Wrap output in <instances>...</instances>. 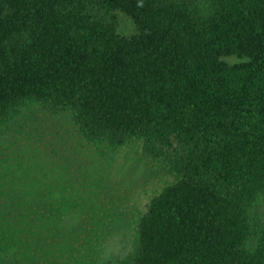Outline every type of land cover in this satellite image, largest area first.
Listing matches in <instances>:
<instances>
[{
  "label": "trees",
  "instance_id": "16d2710c",
  "mask_svg": "<svg viewBox=\"0 0 264 264\" xmlns=\"http://www.w3.org/2000/svg\"><path fill=\"white\" fill-rule=\"evenodd\" d=\"M31 103L175 175L119 264H264V0H0V126Z\"/></svg>",
  "mask_w": 264,
  "mask_h": 264
},
{
  "label": "rangeland",
  "instance_id": "374dc122",
  "mask_svg": "<svg viewBox=\"0 0 264 264\" xmlns=\"http://www.w3.org/2000/svg\"><path fill=\"white\" fill-rule=\"evenodd\" d=\"M133 29L122 14L120 31ZM175 181L139 141L91 144L70 112L23 106L0 126V264H119L152 198Z\"/></svg>",
  "mask_w": 264,
  "mask_h": 264
}]
</instances>
